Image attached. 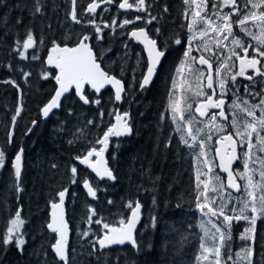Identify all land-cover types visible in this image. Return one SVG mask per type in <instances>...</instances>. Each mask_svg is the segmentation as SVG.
Here are the masks:
<instances>
[{"label":"trees","instance_id":"1","mask_svg":"<svg viewBox=\"0 0 264 264\" xmlns=\"http://www.w3.org/2000/svg\"><path fill=\"white\" fill-rule=\"evenodd\" d=\"M120 1L114 0V4H107L97 13L87 15L85 9L92 0H77L80 23H76L69 15L71 0H39L40 12L35 11L36 0H0V148L6 151L9 161L19 148L24 149L21 174L23 191L17 193L14 187L10 163L0 169V237L16 210L21 209V216L25 220L22 233L26 240L22 253L14 245L5 247L0 244V264H63L51 248L56 235L47 228L51 208L49 201L62 188L69 190L67 213L72 231L69 264H196L199 238L203 235L199 224L201 220L207 221L195 207L197 164L192 150L180 141V134L175 132L170 112L166 110L169 91H174L177 98L183 91L179 86L172 89V78L184 45L177 46L169 41V55L163 70L150 88L141 90L139 84L146 57L142 47L129 38L130 30L136 27H146L153 37H156L155 29L160 28V42L179 34L186 45L187 31L181 27L187 23L183 18L185 5L183 0H145L146 14L150 18L155 16L156 20L150 25L144 22L118 29L121 19L130 13L120 10ZM165 7L167 12L164 11ZM25 17H29L28 25L22 29L20 22ZM89 21H95V24ZM105 24L109 27H105ZM96 26L102 28L101 33H96ZM29 30L36 44L26 51L27 58L24 59L19 55L16 41L21 42L19 51H24L22 42ZM83 35L90 36L89 41L97 55L102 50L111 49L101 63L106 71L125 82L123 102L116 103L114 92L109 88L101 96L87 88L90 99H100L99 105H85L72 93L64 99L59 111L47 120L43 119L40 109L56 87L51 77L44 79L42 76L44 72L54 71L46 63L52 42L75 45ZM98 35L103 39L98 40ZM225 43L231 47L230 40ZM33 55L39 59L33 60ZM193 55L200 54L193 52ZM227 55L225 49L224 56ZM229 63L234 67L225 72L239 71L235 57ZM24 73L30 75L25 77ZM176 78L180 80V77ZM254 79L255 85L237 76V83L241 97L258 103L260 97L253 98L244 92L245 84L252 86L254 92L261 90L260 81L264 78L257 76ZM224 98L230 121L231 111L235 109L229 110L228 105L235 98L231 93ZM20 106L22 111L13 125L12 117ZM117 111L130 114L132 132L111 138L107 160L116 179L99 180L74 157L85 153L103 131L116 122L114 115L109 113ZM101 112L104 113L103 118ZM161 114L164 115L163 120ZM196 116L199 120L207 121L206 117ZM33 120L38 122L35 126L32 125ZM89 120L93 123L88 124ZM197 127L204 129L202 136L211 135L213 140L209 143L217 147L215 140L219 133L213 128H206L203 123ZM29 128H32L30 133L27 131ZM9 132L12 133L11 144L8 143ZM69 140L74 143L69 144ZM211 155L214 156V152ZM74 164L78 168L76 184L70 182V167ZM235 168L242 170V162L237 161ZM216 171L219 172V169ZM85 176L99 187L95 201L84 190L82 180ZM109 200L114 203L109 204ZM129 201H139L141 204L142 217L136 231L140 252L137 253L130 245H124L105 249L104 255L96 252L90 256V241L102 235V226L87 222L89 207L95 208L98 216L104 217L107 222L118 223L119 219L130 216L126 208ZM212 219L215 221V218ZM241 225H244L243 221L234 224V228ZM258 229L264 231L259 221ZM86 230L90 234L84 237L81 233ZM182 237H187V240L182 241ZM235 239L233 235V252L236 250L233 245ZM255 250L259 251L258 245ZM240 264L245 262L241 261Z\"/></svg>","mask_w":264,"mask_h":264},{"label":"snow or ice","instance_id":"2","mask_svg":"<svg viewBox=\"0 0 264 264\" xmlns=\"http://www.w3.org/2000/svg\"><path fill=\"white\" fill-rule=\"evenodd\" d=\"M103 2L112 4L114 0H103ZM71 4L69 15L74 22L80 23L76 9L77 0H71ZM183 4L185 5L183 18L187 23L182 24L181 27L187 31L186 45L179 34L169 36L160 42L158 40L162 35L160 28L155 29L156 37L151 36L145 28L131 31L130 36L143 44L147 51V61L144 64L145 70L139 87L141 90L146 89L163 70L169 55V41L177 46L184 45L182 57L172 78V89L179 86L183 91L178 98L174 91H169L166 110L170 112L175 132L180 134V141L192 150L195 156L197 164L195 207L202 216L209 217V220H201L199 224L203 235L199 238L196 264H229V262L240 264L241 261L245 264H264V231L258 229V221L261 227H264V79L260 81L262 86L258 92L252 91V86L249 84L244 85L247 96L260 97L258 103H252L241 97L240 85L237 83V76L244 77L253 85L256 83L255 76L264 78V0H183ZM99 7L98 0H92L85 11L94 13ZM119 8H135L138 12L147 11L145 0H133L132 3L129 0H121ZM35 11H41L39 0H36ZM164 11H168L167 7ZM141 19H143L141 16H136L135 20L125 19L120 27L134 24L136 20ZM155 20L156 17L151 16L146 23L151 24ZM89 23L95 24V21ZM105 27L109 25L105 24ZM95 31L99 34L102 28L96 26ZM245 37L248 39L245 40ZM97 39L103 37L98 35ZM89 40V35H83L74 46H61L55 41L52 42L47 64L52 66L54 71L44 72L42 76L44 79L51 77L56 87L40 109L44 118L49 117L53 110L62 107L63 100L67 98L66 94L74 93L85 105L92 103L99 105L100 99L89 98L87 87L99 93L105 85H111L115 89V101L122 100V94L126 92L123 81L106 71L101 63L111 49L102 50L97 55L89 45ZM229 40L231 47L225 43ZM16 43L19 55L26 59V51L34 47L36 40L29 30L22 42L24 51H19L21 42L17 40ZM225 49L228 51L227 56H224ZM194 51L201 54L193 55ZM234 57L239 61V71L225 72L234 67V64L229 63ZM32 59L36 60L39 57L33 55ZM249 69L253 71V75L247 74ZM24 75L27 77L30 73ZM176 77H180V80L178 81ZM229 93L235 98L231 105H228L229 110L235 109L231 111L230 121L224 99ZM21 111L22 106L17 107L12 117L13 125ZM196 114H199V117H206L207 121L197 119ZM103 115L104 113L101 112V118ZM109 115H114L116 122L109 125L85 153L75 156L74 159L91 169L100 180L114 181L116 177L108 166L105 153L109 149L112 137L129 135L132 127L128 112L117 111ZM163 119L164 115L161 114V120ZM37 123L35 120L32 121L33 126ZM92 123L93 121H88V124ZM201 123L210 130L214 128L219 133L215 140V145H219L218 147L210 145L209 142L213 140L211 135H201L204 129L197 127ZM27 131L30 133L32 128ZM12 142V133L9 132L8 143ZM68 143L72 144L74 141L69 140ZM197 148L199 150L195 151ZM213 152L214 156L211 155ZM23 153V147L19 148L9 161L6 151L0 148V169H3L7 163L11 164L17 193L23 191L21 186ZM215 157L219 158L218 164L215 163ZM236 161L242 162V170L233 168ZM217 168L219 172L216 171ZM70 173V182L76 184L78 168L75 164L70 167ZM220 173H226V177ZM82 184L88 196L96 199L98 185L90 181L87 176L82 180ZM67 194L68 188H62L49 201L51 219L47 223V228L56 234L51 248L63 264H69V225L65 219ZM108 203L114 202L109 200ZM126 208L130 216L119 219L118 223H109L104 217L98 216L95 208L89 207L87 222L102 226V235L90 241L92 244L90 256L96 252L104 255L103 250L124 245H130L137 253L140 252L141 245L136 237V226L140 220L141 204L139 201H129ZM94 217L97 218L93 219ZM211 218H215L216 222ZM241 221L244 222V228L239 239L245 244L240 251L233 253V228L234 224H239ZM24 224L21 209H17L14 217L9 220V226L3 236L0 237V244L5 247L14 245L22 253L26 240L20 230ZM209 224L211 227H208ZM89 234V230L81 233L84 237ZM184 240H187V237H182V241ZM257 245L258 252L255 250ZM148 248H151L150 244ZM97 259L99 260V257Z\"/></svg>","mask_w":264,"mask_h":264},{"label":"water","instance_id":"3","mask_svg":"<svg viewBox=\"0 0 264 264\" xmlns=\"http://www.w3.org/2000/svg\"><path fill=\"white\" fill-rule=\"evenodd\" d=\"M98 2H99V0H98ZM129 2H130V0H129ZM100 3V7L99 8H97L96 9V11L94 12V13H97L98 11H99V9L102 7V6H104L105 4H107V3H104V2H99ZM120 10L121 11H123V12H127V11H129L130 9H121L120 8ZM87 13V12H86ZM87 14H90V13H87ZM137 28H145V27H136V28H133V29H137ZM133 29H131L130 30V32H129V38L131 39V40H133L134 42H136L137 44H139L142 48H143V50H144V53H145V56H146V59H147V51L145 50V48H144V46H143V44H141L140 42H138L137 40H135L134 38H132L131 36H130V33H131V31L133 30ZM146 30H148L147 28H145ZM88 43H89V45L92 47V44H91V42L90 41H88ZM59 45H61V46H64V45H68V44H59ZM68 46H74V45H68ZM94 49V48H93ZM95 51V50H94ZM46 63H47V59H46ZM237 64H238V67H239V61H237ZM47 66L48 67H50V68H52L53 69V67L52 66H50V65H48L47 64ZM103 67V66H102ZM206 67V66H205ZM248 72H253L251 69H249L248 70ZM111 75H113V74H111ZM115 76V75H114ZM115 77H117V76H115ZM118 78V77H117ZM156 78L157 77H155L154 78V80H153V82L147 87V88H150L152 85H153V83L155 82V80H156ZM118 79H120V78H118ZM122 80V79H121ZM123 81V80H122ZM123 83H124V85H125V89H126V84H125V82L123 81ZM87 88H89L90 89V91L92 92V93H95V91L93 90V89H91L90 87H87ZM86 88V89H87ZM111 89L114 93H115V89L114 88H112V86L111 85H105L104 86V88H102L101 90H100V92L99 93H95L97 96H101V94L106 90V89ZM125 94H126V92L124 93V94H122V100L121 101H116V103H122L123 102V99H124V96H125ZM70 94H66V96H69ZM79 99V98H78ZM64 101V100H63ZM82 102V101H81ZM87 105H89V104H87ZM60 110V108L59 109H56V110H53V113H50L49 114V117L52 115V114H54L55 112H57V111H59ZM43 117V116H42ZM49 117H47V118H44L43 117V119H48ZM219 145H217V147H218ZM105 157H106V159H107V152L105 153ZM108 161V160H107ZM216 161H217V164L219 163V158L218 157H216ZM237 162V161H236ZM236 162H234V164H233V168L235 169V165H236ZM108 166H109V164H108ZM90 171H91V169H89ZM92 172V171H91ZM94 175H95V173L94 172H92ZM223 174H225V177H226V173H223ZM97 179H99L98 177H96ZM100 180V179H99ZM105 180H107V179H105ZM85 191H86V189H84ZM68 192H69V190H68ZM86 193H87V191H86ZM90 197V196H89ZM67 198H68V194L66 195V199H65V219L68 221V225H69V243H70V239H71V233H72V231H71V225H70V222H69V220H68V213H67ZM90 199L91 200H93V201H95L96 199H93L92 197H90ZM141 209H140V220H139V222L137 223V226H136V231H137V228H138V226H139V224H140V222H141ZM50 219H51V208H50ZM50 222V221H49ZM49 230V229H48ZM50 231V230H49ZM51 232V231H50ZM52 233V232H51ZM53 234H55V233H53ZM56 235V234H55ZM113 247H121V246H113ZM112 247V248H113ZM54 252V251H53ZM55 254V253H54ZM58 259V258H57ZM62 262V261H61Z\"/></svg>","mask_w":264,"mask_h":264},{"label":"rangeland","instance_id":"4","mask_svg":"<svg viewBox=\"0 0 264 264\" xmlns=\"http://www.w3.org/2000/svg\"><path fill=\"white\" fill-rule=\"evenodd\" d=\"M136 16H141V17H143L142 15H141V13H139L138 11H136V12H132V13H129L128 15H125V18L124 19H121V22H120V24L125 20V19H131V20H135V17ZM28 18L29 17H25V18H23L22 19V21L20 22V27L22 28V29H24V28H26L27 27V25H28ZM148 19H146L145 18V16L143 17V19H141V20H136L135 21V23L133 24V25H135V24H137V23H144V22H146ZM120 24L118 25V29H121V27H120ZM132 24H130V25H126L125 27H128V26H131ZM238 61V60H237ZM196 115H198V114H196ZM214 129V128H213ZM215 130V129H214ZM216 131V130H215ZM214 135V134H213ZM206 218V220H209V217H205ZM212 219V218H211ZM213 220V219H212ZM213 222H215L214 220H213ZM208 227H211V225L209 224L208 225ZM243 228H244V225H241V226H237V227H235L234 229H233V235L236 237V239L234 240V246L236 247V250H234V252H238V251H240V249L244 246V244H245V242L244 241H241L240 239H239V236H240V234L243 232ZM22 229H23V227H22ZM22 229L20 230L21 232H22ZM233 252V253H234Z\"/></svg>","mask_w":264,"mask_h":264},{"label":"flooded vegetation","instance_id":"5","mask_svg":"<svg viewBox=\"0 0 264 264\" xmlns=\"http://www.w3.org/2000/svg\"><path fill=\"white\" fill-rule=\"evenodd\" d=\"M131 2L130 3H132L133 1L132 0H130ZM99 2H103V0H99ZM107 4H105L104 6H102L100 9H102L103 7H105ZM99 9V10H100ZM123 12V11H122ZM127 12H130V13H132V12H136V10H135V8H133V9H130L129 11H127ZM139 13H141V15L144 17L145 16V18L146 19H150V17L146 14V11H139ZM90 14H95V13H90ZM88 15V14H87ZM154 22V21H153ZM146 23V22H145ZM148 24V23H147ZM148 25H150V24H148ZM146 28V27H145ZM254 43V42H253ZM143 49V48H142ZM144 51V50H143ZM194 52H196V51H194ZM249 52L251 53V49H249ZM196 53H198V54H201V53H199V52H196ZM145 54V53H144ZM146 57V56H145ZM146 61H147V59H146ZM239 70V69H238ZM248 75H253V72H248L247 73ZM255 77H257V76H255ZM244 78V77H243ZM248 81V80H247ZM225 99V98H224ZM93 159H95V157H93Z\"/></svg>","mask_w":264,"mask_h":264},{"label":"bare ground","instance_id":"6","mask_svg":"<svg viewBox=\"0 0 264 264\" xmlns=\"http://www.w3.org/2000/svg\"><path fill=\"white\" fill-rule=\"evenodd\" d=\"M120 2H121V1H120ZM120 2H119V3H120ZM130 2H131V1H130ZM113 4H114V3H113ZM109 5H110V4H109ZM125 13H126V12H125ZM86 14H87V13H86ZM46 120H47V119H46ZM62 263H63V262H62Z\"/></svg>","mask_w":264,"mask_h":264}]
</instances>
